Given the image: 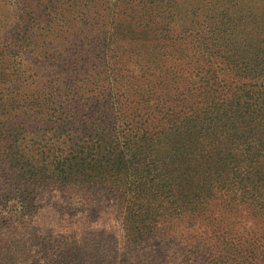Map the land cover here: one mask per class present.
Listing matches in <instances>:
<instances>
[{"label": "trees", "instance_id": "16d2710c", "mask_svg": "<svg viewBox=\"0 0 264 264\" xmlns=\"http://www.w3.org/2000/svg\"><path fill=\"white\" fill-rule=\"evenodd\" d=\"M15 29L0 219L90 188L121 202L139 264H264V0H25Z\"/></svg>", "mask_w": 264, "mask_h": 264}, {"label": "rangeland", "instance_id": "374dc122", "mask_svg": "<svg viewBox=\"0 0 264 264\" xmlns=\"http://www.w3.org/2000/svg\"><path fill=\"white\" fill-rule=\"evenodd\" d=\"M24 3L0 0V19L9 33L18 30L15 26L23 16ZM2 37L0 48L5 42ZM8 37L7 46L10 34ZM96 194L90 188H40L36 209L30 214L15 217L8 209L0 219V235L8 238L6 249L12 247L13 238L27 245L25 252L19 249L16 253L17 264H139L150 251L147 244L137 246L132 242L119 199Z\"/></svg>", "mask_w": 264, "mask_h": 264}]
</instances>
